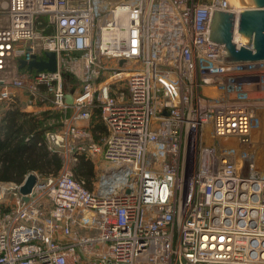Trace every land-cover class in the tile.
I'll list each match as a JSON object with an SVG mask.
<instances>
[{"label": "built area", "instance_id": "built-area-1", "mask_svg": "<svg viewBox=\"0 0 264 264\" xmlns=\"http://www.w3.org/2000/svg\"><path fill=\"white\" fill-rule=\"evenodd\" d=\"M212 8L239 11L228 0H0V112L38 114L50 95L64 115L45 130L61 168L30 171L27 200L29 172L0 184L16 196L0 210V264H264V59L223 60L207 38ZM46 51L55 70L19 67ZM71 68L77 93L63 82ZM72 144L94 163L90 187L65 161Z\"/></svg>", "mask_w": 264, "mask_h": 264}, {"label": "trees", "instance_id": "trees-1", "mask_svg": "<svg viewBox=\"0 0 264 264\" xmlns=\"http://www.w3.org/2000/svg\"><path fill=\"white\" fill-rule=\"evenodd\" d=\"M49 115L47 110L35 114L17 106L0 112V182H21L30 171L46 175L61 168L62 156L49 149L45 139V130L52 127ZM102 130L101 123H94V133ZM72 169L74 175L81 176L85 186L90 187L94 178L92 162L78 154Z\"/></svg>", "mask_w": 264, "mask_h": 264}, {"label": "water", "instance_id": "water-1", "mask_svg": "<svg viewBox=\"0 0 264 264\" xmlns=\"http://www.w3.org/2000/svg\"><path fill=\"white\" fill-rule=\"evenodd\" d=\"M238 12L213 9L209 20L207 38L222 43L223 60H255L264 59V0H236ZM47 59L19 58V67L27 65L37 69H56V54L46 51ZM123 60L119 59L118 63ZM67 102L72 101L70 92L65 93ZM37 176L29 172L19 191L24 200L28 199L27 193L31 191Z\"/></svg>", "mask_w": 264, "mask_h": 264}, {"label": "rangeland", "instance_id": "rangeland-1", "mask_svg": "<svg viewBox=\"0 0 264 264\" xmlns=\"http://www.w3.org/2000/svg\"><path fill=\"white\" fill-rule=\"evenodd\" d=\"M228 2L234 3L233 0H228ZM72 56L77 57L78 56V52H73ZM105 74H108V73L102 74L101 78ZM62 77H63V82H64V85H65V88L68 91H71L73 93H77V92H79L81 90L80 89L81 88V81L79 79V74H75V72L73 71V68L64 70L63 73H62ZM49 99H50V95H47L42 100H39V102L42 103V106L44 108L43 110H47V112L50 114L49 115L50 116L49 117V121L54 122L53 125H57L62 119H64V115L62 114L60 116L59 112H57L56 109H50L51 106H50V103H49ZM44 100H45V103H43ZM72 151H74L75 157L78 156V153L75 152L73 144H72L71 145V149L66 151V153H65L66 156L69 155V159H66L65 161H67V165L71 168V172L74 174L72 167L74 166V164L76 162V159L71 158L70 155H71ZM92 164H94V163L92 162ZM93 169H94V166H93ZM5 182L6 181H2V183H0V184H3ZM15 202H16V196L13 194V192L8 191V190L2 191L1 187H0V210L1 211L5 210L6 208H8L11 205H13Z\"/></svg>", "mask_w": 264, "mask_h": 264}, {"label": "bare ground", "instance_id": "bare-ground-1", "mask_svg": "<svg viewBox=\"0 0 264 264\" xmlns=\"http://www.w3.org/2000/svg\"><path fill=\"white\" fill-rule=\"evenodd\" d=\"M234 1V3L233 4H236L237 5V3H236V0H233Z\"/></svg>", "mask_w": 264, "mask_h": 264}, {"label": "crops", "instance_id": "crops-1", "mask_svg": "<svg viewBox=\"0 0 264 264\" xmlns=\"http://www.w3.org/2000/svg\"><path fill=\"white\" fill-rule=\"evenodd\" d=\"M27 109H30V108L27 107Z\"/></svg>", "mask_w": 264, "mask_h": 264}]
</instances>
